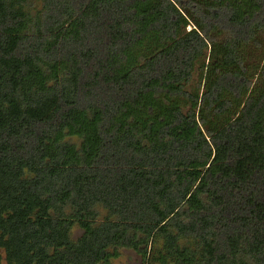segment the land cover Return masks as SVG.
<instances>
[{"label": "trees", "instance_id": "16d2710c", "mask_svg": "<svg viewBox=\"0 0 264 264\" xmlns=\"http://www.w3.org/2000/svg\"><path fill=\"white\" fill-rule=\"evenodd\" d=\"M124 249L264 264V0H0V250Z\"/></svg>", "mask_w": 264, "mask_h": 264}, {"label": "rangeland", "instance_id": "374dc122", "mask_svg": "<svg viewBox=\"0 0 264 264\" xmlns=\"http://www.w3.org/2000/svg\"><path fill=\"white\" fill-rule=\"evenodd\" d=\"M82 233L80 228L74 230V236L77 237ZM0 264H7L5 253L0 250ZM114 264H142L141 257L133 250L124 249L122 255L114 260Z\"/></svg>", "mask_w": 264, "mask_h": 264}]
</instances>
